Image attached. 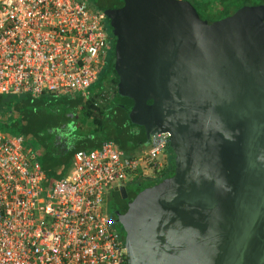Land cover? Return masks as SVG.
I'll use <instances>...</instances> for the list:
<instances>
[{
	"label": "water",
	"instance_id": "1",
	"mask_svg": "<svg viewBox=\"0 0 264 264\" xmlns=\"http://www.w3.org/2000/svg\"><path fill=\"white\" fill-rule=\"evenodd\" d=\"M116 36V93L169 178L117 221L127 264H264V0L215 22L179 0H95ZM127 197L125 187H115Z\"/></svg>",
	"mask_w": 264,
	"mask_h": 264
},
{
	"label": "built area",
	"instance_id": "2",
	"mask_svg": "<svg viewBox=\"0 0 264 264\" xmlns=\"http://www.w3.org/2000/svg\"><path fill=\"white\" fill-rule=\"evenodd\" d=\"M105 19L85 0H0V95H90ZM169 137H152L131 157L112 141L77 151L47 187L23 138L0 132V264H127L105 201L133 176L157 178Z\"/></svg>",
	"mask_w": 264,
	"mask_h": 264
},
{
	"label": "trees",
	"instance_id": "3",
	"mask_svg": "<svg viewBox=\"0 0 264 264\" xmlns=\"http://www.w3.org/2000/svg\"><path fill=\"white\" fill-rule=\"evenodd\" d=\"M189 4L196 12L205 20L209 22H215L226 19L234 15L240 10L243 4L248 0H179ZM91 3V2H90ZM95 7V6H94ZM96 8V7H95ZM113 73V72H112ZM117 78L112 83H107L106 89H112L113 94L117 96V101L111 100L106 102H100V93L86 96L82 95L81 101L84 104V117L89 120L87 125H77L76 129L79 130L77 135L80 139L74 143H70L67 139L56 138L51 143L42 141L44 145H40V156L34 154L36 161L40 167L41 172L44 175L45 186H50L55 180L65 177L71 167L72 158L77 151H91L97 149L104 141H114L119 134L114 129H108L106 119L112 116L120 124L123 130H126L128 140L140 145L142 149L147 146L145 135L142 129L130 127L127 121V113L132 107V101L124 98L128 102L122 104L119 96L116 93ZM74 95L61 96L66 98V108H72L74 105ZM121 98V97H120ZM122 99V98H121ZM124 101V100H123ZM57 103V96L54 94H42L38 98L33 99L29 95H0V132L9 134L14 137L23 138V148L25 149L24 142L26 135H32L33 127L36 124L41 123L40 117L43 119L51 118L47 112L54 110ZM109 103V104H108ZM68 112V111H67ZM65 118L74 120V116L65 115ZM87 128H85V127ZM104 137L101 140L96 139V134L92 132L103 131ZM81 132V133H80ZM116 143V142H115ZM49 144V149L43 150V147ZM173 155L172 151L167 146L166 151ZM136 154V153H135ZM134 153L127 154L130 156ZM174 156V155H173ZM174 164L172 160H169V164L157 175V178H152L155 183L148 185V187L154 186L160 183L162 180L169 178L173 175ZM147 181H151V178H143ZM139 183V182H137ZM147 187V188H148Z\"/></svg>",
	"mask_w": 264,
	"mask_h": 264
},
{
	"label": "rangeland",
	"instance_id": "4",
	"mask_svg": "<svg viewBox=\"0 0 264 264\" xmlns=\"http://www.w3.org/2000/svg\"><path fill=\"white\" fill-rule=\"evenodd\" d=\"M88 2L95 1V0H85ZM92 6H94L92 4ZM97 9V8H96ZM114 57V56H113ZM113 57L111 56V59L113 60ZM108 72H103L99 70L97 80L92 84L90 90L94 93L99 92L103 88H106V84L108 83L107 79ZM111 90V91H110ZM107 91V93L110 95V92H112V89ZM82 94L75 93L74 98L75 102L73 107L66 108V98H63L61 96L57 97V103L54 107V110L51 112L45 113V115L49 114V117L51 118H45L43 119L42 116L40 117L41 123L36 124L33 127L32 135H26L24 136L25 142V150L29 152L30 154H37L38 158L41 154L40 152V145H44L41 141V139L47 143H51L56 138H64L67 139L70 143H74L78 139H80L77 135V132L79 130L76 129L77 125H88L90 123L89 120L85 119L84 117V104L81 101ZM122 98V97H121ZM120 99V101L123 103L126 102V106H128V102L125 101L124 98ZM124 100V101H123ZM112 101H117V96H112ZM68 111V112H67ZM68 116H74V120L65 118V115ZM105 126L108 129H114L116 132H119L115 138L116 144L126 153L130 154L133 149L132 143L128 140L126 130L122 129L120 124L114 119V117H110L109 120L106 119ZM85 127V126H84ZM86 128V127H85ZM87 129V128H86ZM81 133V132H80ZM92 134H96V139L101 140L102 137H104L105 132L103 131H96L92 132ZM49 149V144L43 147V150ZM134 150V149H133ZM167 156L170 157V160H172V163L174 164V156L167 150L163 155L162 158L166 159ZM162 161V160H161ZM171 177V176H170ZM151 181H147L143 178L138 179L136 176H133L129 178V181L127 182V188L133 189L136 185L137 189H140L141 191L146 189L148 185H153L155 181L151 178L149 179ZM139 182V183H137ZM138 186H137V184ZM140 191V192H141ZM110 197V196H109ZM108 199V198H107ZM122 235H124V232L122 230V227H115Z\"/></svg>",
	"mask_w": 264,
	"mask_h": 264
},
{
	"label": "flooded vegetation",
	"instance_id": "5",
	"mask_svg": "<svg viewBox=\"0 0 264 264\" xmlns=\"http://www.w3.org/2000/svg\"><path fill=\"white\" fill-rule=\"evenodd\" d=\"M105 24H106L107 46L105 53L101 59L100 71L108 72L107 75L108 83H112L116 78L114 73H112V67L114 65L113 56L115 52L116 36L113 33V31L110 29L109 21L107 20V18L105 19ZM111 56L113 57V60L111 59ZM123 187L126 188L127 197H124L123 194H121L119 191H115L113 189L108 195L107 197L108 199L106 198L105 201V209L108 212L109 216L112 218L115 227H121V225L117 221V215L125 214L133 198L141 191L140 189L136 188V185L133 189H128L127 185ZM122 237L125 238V233L124 235H122Z\"/></svg>",
	"mask_w": 264,
	"mask_h": 264
},
{
	"label": "crops",
	"instance_id": "6",
	"mask_svg": "<svg viewBox=\"0 0 264 264\" xmlns=\"http://www.w3.org/2000/svg\"><path fill=\"white\" fill-rule=\"evenodd\" d=\"M108 90H110V89H106V90H102L101 91V93H100V96L99 97H101V94H102V92H104L105 93V98H106V100L107 101H109V100H111V97L114 95L113 94V91L112 92H110V95L107 93V91ZM111 91V90H110ZM94 93V92H93ZM90 94H92V91L90 90ZM96 94V93H95ZM55 96H57V97H59L58 95H55ZM110 102V101H109ZM109 104V103H108ZM123 129V128H122ZM113 143H115L114 141H112ZM132 143V145H133V149H131L130 151H132L131 153H136L135 155H133V156H136V155H138L143 149L141 148V146L140 145H137V144H135L134 142H131ZM115 145L122 151V152H124L116 143H115ZM125 153V152H124ZM130 153V154H131ZM126 154V153H125ZM127 155V154H126ZM127 156H130V155H127ZM131 157V156H130ZM169 160H170V157L169 156H167V158L165 159V162H166V165H168L169 164Z\"/></svg>",
	"mask_w": 264,
	"mask_h": 264
}]
</instances>
